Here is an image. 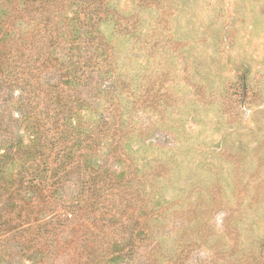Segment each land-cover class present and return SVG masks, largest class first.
Here are the masks:
<instances>
[{
  "label": "rangeland",
  "instance_id": "rangeland-1",
  "mask_svg": "<svg viewBox=\"0 0 264 264\" xmlns=\"http://www.w3.org/2000/svg\"><path fill=\"white\" fill-rule=\"evenodd\" d=\"M0 264H264V0H0Z\"/></svg>",
  "mask_w": 264,
  "mask_h": 264
},
{
  "label": "trees",
  "instance_id": "trees-1",
  "mask_svg": "<svg viewBox=\"0 0 264 264\" xmlns=\"http://www.w3.org/2000/svg\"><path fill=\"white\" fill-rule=\"evenodd\" d=\"M81 25V32L77 44V57L81 59L85 69H90L92 71L100 69V61L97 59V55L93 54V52L97 49L105 50V47L101 48V46H103L101 37L96 32H93L92 34L89 33V30L94 28L90 20L82 22ZM32 178L30 176L29 180H31V183H34Z\"/></svg>",
  "mask_w": 264,
  "mask_h": 264
}]
</instances>
